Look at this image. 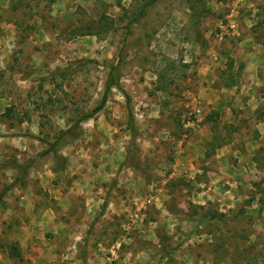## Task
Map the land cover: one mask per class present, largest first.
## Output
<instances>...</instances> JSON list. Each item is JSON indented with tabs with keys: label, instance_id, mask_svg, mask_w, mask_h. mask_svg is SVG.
<instances>
[{
	"label": "rangeland",
	"instance_id": "374dc122",
	"mask_svg": "<svg viewBox=\"0 0 264 264\" xmlns=\"http://www.w3.org/2000/svg\"><path fill=\"white\" fill-rule=\"evenodd\" d=\"M140 3L0 0V264H264V0Z\"/></svg>",
	"mask_w": 264,
	"mask_h": 264
},
{
	"label": "trees",
	"instance_id": "16d2710c",
	"mask_svg": "<svg viewBox=\"0 0 264 264\" xmlns=\"http://www.w3.org/2000/svg\"><path fill=\"white\" fill-rule=\"evenodd\" d=\"M158 0H141V3L139 5L138 11L134 14L133 20L139 21L142 16H144L147 13V10L149 7H151L153 4H155ZM129 28V27H128ZM121 59L117 61L116 64H111L108 66V73L106 80L104 82V88L101 94L100 99L98 100L97 104L90 109L89 111L83 113L74 121L67 129L62 130L55 139L53 140H44L40 139L46 148L39 154V157H49L53 161L52 171L54 173L61 172L65 170L67 165V158L60 152L61 148L65 145H68L75 141L79 135L80 131L79 128L81 127V124L89 119L94 118L97 114L103 111V109L106 107V104L109 100V96L114 88L120 90L123 92L127 99V107H128V114H129V130L131 131L132 135H134L136 130V119L134 116L133 107L131 104V96L128 92H126L120 82V78L118 75V71L120 69V63ZM67 67H56L54 69L50 70V73L53 75H61ZM12 111V108H8L6 110V114H10ZM212 118V117H210ZM35 163V159L30 160L25 165H16L18 169L21 170V174L14 178L12 183L8 184L3 190L0 192V206L4 207V197L8 192H10L13 188L16 186L20 188H27V180H28V173L30 167ZM107 202L102 205L101 211L99 215H103L106 210ZM213 219L219 218L221 216H211Z\"/></svg>",
	"mask_w": 264,
	"mask_h": 264
}]
</instances>
